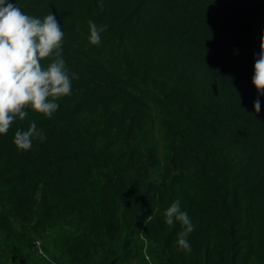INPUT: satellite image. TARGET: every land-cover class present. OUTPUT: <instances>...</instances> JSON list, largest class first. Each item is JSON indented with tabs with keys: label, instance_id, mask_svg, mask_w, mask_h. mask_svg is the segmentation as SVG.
<instances>
[{
	"label": "trees",
	"instance_id": "trees-1",
	"mask_svg": "<svg viewBox=\"0 0 264 264\" xmlns=\"http://www.w3.org/2000/svg\"><path fill=\"white\" fill-rule=\"evenodd\" d=\"M10 2L56 16L72 95L0 134V264H264V0Z\"/></svg>",
	"mask_w": 264,
	"mask_h": 264
},
{
	"label": "clouds",
	"instance_id": "clouds-1",
	"mask_svg": "<svg viewBox=\"0 0 264 264\" xmlns=\"http://www.w3.org/2000/svg\"><path fill=\"white\" fill-rule=\"evenodd\" d=\"M103 11V0H100ZM92 45L101 44V34L106 27L89 20ZM64 32L53 13L41 18L25 14L18 4L0 0V134H6L19 119L28 117L32 109L51 118L60 107L57 101L72 95V79L63 59ZM49 59L47 66L41 62ZM252 83L264 95V37L260 53L254 65ZM256 113H260L259 99L254 101ZM46 142L45 132L32 122L26 130L15 132L14 144L20 151H29L33 141ZM169 226L180 222L182 230L177 234V244L185 252L192 251L188 236L195 230L188 213L181 209L177 199L165 213Z\"/></svg>",
	"mask_w": 264,
	"mask_h": 264
}]
</instances>
